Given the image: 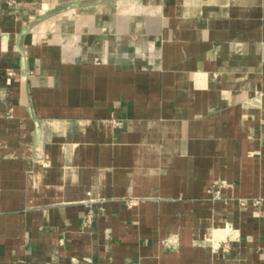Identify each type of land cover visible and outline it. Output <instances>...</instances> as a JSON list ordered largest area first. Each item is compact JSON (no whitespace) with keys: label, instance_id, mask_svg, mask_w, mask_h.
I'll return each instance as SVG.
<instances>
[{"label":"crops","instance_id":"1","mask_svg":"<svg viewBox=\"0 0 264 264\" xmlns=\"http://www.w3.org/2000/svg\"><path fill=\"white\" fill-rule=\"evenodd\" d=\"M7 1L0 264H264V0Z\"/></svg>","mask_w":264,"mask_h":264},{"label":"built area","instance_id":"2","mask_svg":"<svg viewBox=\"0 0 264 264\" xmlns=\"http://www.w3.org/2000/svg\"><path fill=\"white\" fill-rule=\"evenodd\" d=\"M6 4H7L8 7L12 8V7H15L17 5V2H16V0H8ZM26 75H27V77H31L33 74L27 72ZM6 76L9 79H12V80L13 79H17L18 77L19 78H22V75L20 73H18L17 71L13 70V69L8 70L6 72ZM0 98L2 100L6 99L7 98V94L5 92L0 91ZM116 124H118V123H116ZM214 199L215 200H220V193H219V191L215 192ZM260 202H262V200L255 201L256 204H259ZM241 204L243 205V202H241Z\"/></svg>","mask_w":264,"mask_h":264},{"label":"water","instance_id":"3","mask_svg":"<svg viewBox=\"0 0 264 264\" xmlns=\"http://www.w3.org/2000/svg\"><path fill=\"white\" fill-rule=\"evenodd\" d=\"M73 6L74 7H80L79 4H76V5H73ZM53 9H54V6L51 7V10H53ZM49 17H50V15H45V16L41 17L39 19V21H43V20H45V19H47ZM26 33H27V29L22 31V35H25ZM22 68L25 69L24 64H22ZM23 72H25V70ZM39 139H40V126H39V123L36 121V144L39 143Z\"/></svg>","mask_w":264,"mask_h":264}]
</instances>
